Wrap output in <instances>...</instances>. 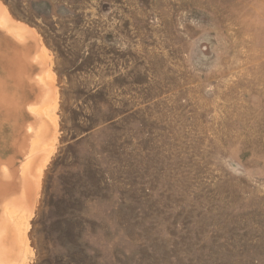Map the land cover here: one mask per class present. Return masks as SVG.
I'll return each mask as SVG.
<instances>
[{
    "label": "rangeland",
    "instance_id": "1",
    "mask_svg": "<svg viewBox=\"0 0 264 264\" xmlns=\"http://www.w3.org/2000/svg\"><path fill=\"white\" fill-rule=\"evenodd\" d=\"M0 2L58 92L28 264H264V0ZM0 122L12 171L31 118Z\"/></svg>",
    "mask_w": 264,
    "mask_h": 264
},
{
    "label": "bare ground",
    "instance_id": "2",
    "mask_svg": "<svg viewBox=\"0 0 264 264\" xmlns=\"http://www.w3.org/2000/svg\"><path fill=\"white\" fill-rule=\"evenodd\" d=\"M0 30L17 42L3 39L0 43V99L7 102L0 110L7 113L13 108L31 118L25 132L28 149L24 155L20 151L18 169L0 168V264H28L33 256L29 232L41 177L58 136V92L47 49L34 30L13 21L1 2ZM36 69L39 72L33 74ZM18 91L24 102L15 97Z\"/></svg>",
    "mask_w": 264,
    "mask_h": 264
}]
</instances>
